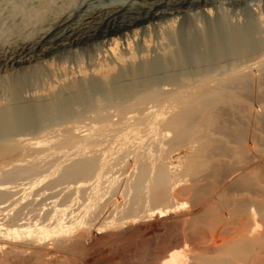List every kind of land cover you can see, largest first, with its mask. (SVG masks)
<instances>
[{
	"label": "bare ground",
	"instance_id": "1",
	"mask_svg": "<svg viewBox=\"0 0 264 264\" xmlns=\"http://www.w3.org/2000/svg\"><path fill=\"white\" fill-rule=\"evenodd\" d=\"M263 2L0 0V254L21 259L28 246L43 254L52 245L81 247L103 228L114 235V229L121 230L119 221L142 229L153 212L159 220L178 216L175 211L184 207L176 202L180 178L169 158L181 151L184 162L178 169L191 176L194 204L203 209L180 212L176 224L197 226L207 219L219 225L216 229L236 220L260 226L264 203L231 199L227 192L257 191L264 172H254L264 171V158L248 147L244 133L235 134V145L229 146L221 124L237 110L245 114L239 115L242 121L255 120L264 134V109L253 112L244 97L255 92L264 98ZM241 5L245 8L239 11ZM106 142L110 147L103 148ZM202 164L205 170L192 172ZM119 167L123 176L126 167L132 169L130 178L120 176L130 201L121 210L113 204L119 211H110L122 217L117 221L109 212L114 219L103 215L105 223L97 229L105 210L101 196L107 199L121 187L122 179L114 177ZM56 173V180H47ZM56 186H66L70 194L63 204L50 200L46 217L33 221L24 211L5 213L10 201L21 200L15 198L20 192L27 199ZM81 191L89 192L88 198L82 194L87 205L81 202L85 199L77 202ZM80 203L84 208L78 213L73 208ZM152 231L159 232V226ZM238 234L195 256L189 240L179 242L168 254L159 253L166 255L159 264H186L188 252L189 264H247L249 257L251 264H264L256 253L264 249V233Z\"/></svg>",
	"mask_w": 264,
	"mask_h": 264
},
{
	"label": "rangeland",
	"instance_id": "2",
	"mask_svg": "<svg viewBox=\"0 0 264 264\" xmlns=\"http://www.w3.org/2000/svg\"><path fill=\"white\" fill-rule=\"evenodd\" d=\"M257 3H259V2H257ZM264 4V2L263 3H261V5H263ZM240 8V9H239ZM244 8H245V6H243V5H241V6H239L238 7V9H239V11H241V10H244ZM237 9V8H236ZM238 11V10H237ZM245 95V94H244ZM245 101L246 102H248L249 103V105L251 106V108L253 109V112L255 111H260L261 109H264V98H263V95H261V94H257V93H248V94H246L245 96ZM260 100V101H259ZM242 114H244V113H242V112H238L237 110H235L234 111V114H229L230 116H225L224 117V119H223V124H221L222 126H223V128H224V130H223V135H222V138H224V141L229 145V146H234L235 144H234V142H235V138H234V136H235V134H240V133H244V134H246V144L248 145V147L257 155V156H259L260 158H264V134H263V129H262V127L260 126V125H258L257 123H256V121L255 120H253V119H251V120H249V122H244V121H242L240 118H239V115H242ZM224 115H226L225 113H224ZM245 115V114H244ZM254 122V123H253ZM248 137V138H247ZM253 138V139H252ZM105 145L108 147H110V144L108 145V142H106V144H104V146H103V148L105 147ZM112 146V145H111ZM133 148H134V146L133 145H131ZM107 147H105V148H107ZM114 147H115V145H114ZM112 148H113V146H112ZM116 148V147H115ZM114 152V151H113ZM178 153H181L182 154V151L181 152H173V155L172 154H170L171 156H170V158L169 159H172L171 161H173L174 162V166L175 167H177L176 168V173H178V178H180L179 180H180V184H179V189H177V193H176V202H179V204L180 205H184V207H178V209L175 211V213H177V212H182V214H180V215H183V214H186V213H191V212H194V211H199V210H201V208L202 207H200V206H195V204H194V201H193V193H192V190L191 189H193L192 187H190V186H194V185H192L193 183L191 182V176H186V175H184L183 173H182V169L180 170V169H178V168H181V165L183 164V162H184V159H181L182 157H184L183 156V154L181 155H179ZM114 154H115V152H114ZM114 156H116V155H114ZM182 156V157H181ZM129 157H131V156H129ZM172 157V158H171ZM179 157V158H178ZM181 157V158H180ZM194 157H196V156H194ZM178 160H177V159ZM129 158H127V160H128ZM127 160H126V163L127 164H129V167L131 168L132 167V163H131V161H129V163L127 162ZM129 160H131V158L129 159ZM226 161H230V160H226ZM172 162V163H173ZM181 162V163H180ZM189 162L190 163H194L193 162V160L191 159H189ZM195 162H200L199 160H197V161H195ZM201 163V162H200ZM199 163V164H200ZM180 164V165H179ZM126 166V165H125ZM128 166V165H127ZM200 165H198V167H199ZM204 166H205V164H202L201 165V169H198V167L197 168H193L192 169V172L193 173H197V170H198V173L199 172H201V171H203V170H205L206 169V167L204 168ZM129 167H126L125 169H124V171H126L125 173H124V176L123 175H121L122 174V171H121V169H120V167L119 168H116L117 170H118V172H117V170L116 169H114L115 171H114V173L116 174H114L115 176L114 177H118V178H120V176H123L125 179H128V178H130V177H128V176H130L131 174H129L130 173V171L129 170H131L132 171V169H128ZM123 169V168H122ZM264 169V168H263ZM129 171V173H128V171ZM178 170H180L181 171V173L183 174H180V171H178ZM52 171H53V169H52ZM52 171H49V173L48 174H46V175H51V172ZM55 171H53L52 173H54ZM262 172H264L263 170H261V167L259 168V169H257L255 172H254V175H257V174H260V173H262ZM121 173V174H120ZM119 174V175H118ZM127 174H129V175H127ZM180 174V175H179ZM58 174L56 173V175L54 174V176H50V180H49V178L47 179L48 181H50V182H53L52 181V179H57L58 177H56ZM127 176V177H126ZM186 176V177H185ZM123 177L122 178H120V179H118V181L119 180H121L120 182L122 183V184H120L121 185V187H120V189L118 188H116V189H114L113 190V192H112V196L109 194V192H107V194H109V196L110 197H108V195L106 194V196L104 197V194H105V192H104V194H103V197L104 198H106V197H108L107 199H102V194H100V196H101V200L103 201V202H101V205H102V203H103V206L101 207L102 208V210H103V208L105 209V210H103L104 212V214L103 213H101L100 214V216L101 217H99L98 218V220L100 221V222H98L97 220L95 221V225L97 224L96 222H98V224H97V229L98 228H101L102 226L100 225V223L101 224H104L105 222V220H103L106 216H107V214H108V216H107V218L111 221V219H114V218H111L112 217V215H111V217H110V213L109 212H111L112 210H113V212L114 211H117L118 210V207L119 206H121V207H119V209L121 210V208L122 209H124L123 208V204L125 203V200L126 199H129V197H130V194L128 195V192H127V194H126V192L125 191H123L124 189H123V187H125L126 186V180L125 179H123ZM182 177V178H181ZM55 179V180H56ZM54 180V181H55ZM123 180H125V181H123ZM123 181V182H122ZM181 181H182V183H181ZM191 182V183H190ZM123 184H125V185H123ZM203 185V184H206V182L204 181V182H201V183H199V185ZM118 186H120L119 184H117ZM122 185H123V187H122ZM58 189H56V188H54V189H52V192L49 190V192L47 193H45V192H42V196H40L39 195V192H38V194H36V195H38V197L37 196H34V193L32 194H30V196L29 197H31V195H32V199L30 198V199H28L27 197V199H25V197L22 195L23 193L22 192H20L17 196H15V198L16 199H19V198H21V200H18L19 202H15L17 205H14V202H9L8 204H11V203H13L12 205H8L9 207L6 209V211H5V213H10V215H14L13 213H17V212H20V211H24L23 213L24 214H28L29 215V217H31V218H37V217H41V215L42 216H44L43 214H45V217H46V213H49L47 210H50L49 209V207L51 206H48L49 204H51L53 201L54 202H58L59 204H63V203H61V202H63L64 201V199H65V196H66V193H68V194H70V192H68V189L64 192V190L66 189L65 187L66 186H64V190L62 189V187H59V186H56ZM189 187V188H188ZM41 188V187H40ZM191 188V189H190ZM39 189V188H38ZM38 189H36V190H34V192L35 193H37V190ZM122 189V190H121ZM188 190L187 192L186 191H184V190ZM232 188H229L228 189V191L229 192H227V194L229 195V196H231L232 198L231 199H236V200H240V201H242V199L244 200L245 198H250V199H254L255 201H256V203H264V179L262 180V182H261V184H260V186L257 188V191H252V192H245V191H237V192H235L234 190H231ZM116 190V191H115ZM119 192H118V191ZM126 190V189H125ZM39 191V190H38ZM64 192V194H63V192ZM104 191H109V190H105L104 189ZM191 191V192H190ZM225 191H227V190H225ZM232 191V192H231ZM30 192V191H29ZM29 192H27V193H29ZM125 192V193H124ZM22 193V194H21ZM62 193V194H61ZM88 193L89 192H87L86 194H84L83 193V191H81V193H79V194H84V197L85 198H88L89 196H87L88 195ZM122 193L124 194V197H123V195H122ZM185 195H184V194ZM226 193V192H225ZM43 194L45 195V196H43ZM47 194V195H46ZM125 194L126 195H128V198H127V196L125 197ZM192 194V195H191ZM21 195L24 197V199L22 200V198L23 197H21ZM115 195V196H114ZM178 195V196H177ZM33 196L35 197V200L33 199ZM47 196V197H46ZM120 196V197H119ZM37 197V198H36ZM51 197V199H49ZM67 197H68V195H67ZM78 197H81L80 195H78ZM82 197H83V195H82ZM78 198L77 199V202H78V200H84L85 198L83 197V198ZM116 197V198H115ZM123 197V198H122ZM190 197H191V199H190ZM15 198H14V200L13 201H15ZM110 198H111V200L113 201H111L110 200ZM124 199V200H123ZM52 202H51V201ZM86 200V199H85ZM81 201V202H86V205L88 204V199L86 200V201ZM100 200V199H99ZM100 200V201H101ZM108 200H110L109 202L111 203H108L107 202V204L108 205H111V206H106L105 207V205H104V202L106 203V201H108ZM181 200V201H180ZM187 200V201H186ZM17 201V200H16ZM46 201V202H45ZM100 201H98V203L100 202ZM128 201H130V199L129 200H127V203H129ZM188 201H189V203H188ZM65 202H67V198H66V201H64V203ZM77 202H76V204H77ZM80 202V201H79ZM192 202V203H191ZM30 203H33V204H31L32 206H28V207H30V208H28L27 207V205L29 204L30 205ZM57 203V204H58ZM82 203V204H83ZM127 203H125V204H127ZM58 204V205H59ZM75 204V203H74ZM82 204L80 203V204H78L80 207H82V208H80V207H78L77 205H75L74 206V208L73 209H75L76 207H77V210L78 209H80L79 210V212L78 213H80L82 210L81 209H83L84 207L82 206ZM85 204V203H84ZM83 204V205H84ZM100 204V203H99ZM106 204V205H107ZM116 205V206H118V204H119V206L116 208L117 210H115V208H113V206L114 205ZM125 204H124V206H125ZM14 205V206H13ZM85 205V206H86ZM100 205V206H101ZM128 205V204H127ZM194 205V206H193ZM26 207V208H25ZM20 208V209H19ZM113 208V209H112ZM191 208V209H190ZM193 208V209H192ZM198 208V209H197ZM200 208V209H199ZM230 208H232V207H230ZM17 209V210H16ZM106 209H108V210H106ZM110 209H111V211H110ZM189 209V210H188ZM203 209V208H202ZM45 212H44V211ZM187 210L188 211H191V212H187ZM107 213H106V212ZM119 211V210H118ZM186 211V212H185ZM28 212V213H27ZM76 212V213H77ZM113 212H111V214H116V213H113ZM119 212H117V214L115 215L117 218H115V220H119V216H121V214L119 213ZM179 213H177L178 214V216H180L179 215ZM154 214V215H153ZM155 214H156V212H153V213H151V216H150V213H149V215H148V213H147V215H148V217L150 216V218H147V216L146 215H141L142 217H143V219L145 218V216H146V218L145 219H147V220H145V221H147V222H144L143 220H142V222H144V225H142L143 227H142V229H137V227H135V228H133V229H130L129 227H127V222H123V221H125V220H123L122 222L121 221H119L120 223H122V225L120 224V226L121 227H119L118 226V228H121V230L120 229H117L118 231H116L115 229H114V235L116 234V238L114 237V235H113V231H111L110 229L111 228H107L108 229V232H107V230H105V232H107L106 234H104L103 232V229H102V231L100 232V233H102V235H100V236H93V237H91V238H86L88 241H86V242H82L81 243V247H80V244H79V246H78V244L76 245V247H75V245L74 246H72V247H69V248H66V249H60L58 246H53L52 244H51V242H49L48 241V243L46 242V244H45V246L47 245V248H48V244L49 245H52V246H49L50 248H51V250H49L50 252L48 253V252H45L44 254L42 253V250H40L41 251V253H40V251H36L35 252V250L33 249V248H30L29 246H28V248L31 250H29L28 249V251L29 252H31V253H29L28 255H27V253H28V251H26V253L25 252H23L22 254H24V255H20V256H23L22 258H24V259H29L28 261H26V262H23L24 261V259H20V257H18L17 256V258L14 256V255H11V256H13V257H10V255H7V257L5 256V253H2V254H0V264H21L22 262V264H159V262L160 261H163L165 258H166V253L168 254L171 250H172V248H174V247H176V245L178 246V244H179V246L180 245H182L183 244V242H185L186 243V240L188 241V244L189 243H191V244H193V248L192 247H190L191 245L189 244V247L191 248V250H190V252H193V251H195V252H193L194 254H192L193 256H195L197 253L198 254H201V253H204V252H202L203 251V249H204V247H206V249H207V247L209 248H212L213 246H215V244L217 243V242H219V240L221 241V240H223L224 238H225V240L226 241H229V239H230V241L231 240H233L232 238H236L237 237V234L238 235H240V231H246V230H250V229H254L255 230V232L259 235V234H263L264 233V220H261L260 218L258 219V221H259V224H260V226H258V227H254V223L252 224H248V226H247V224L245 225V224H240V222L238 223L237 222V220H236V222L234 221V222H230V225H227V226H225V227H223L224 225H220V229H216V228H218V226L217 227H213V226H215V225H213V223H210V220H208L209 221V223L207 224V219L205 220V219H203L200 223H199V225H197L196 226V224L195 223H188V224H185L184 225V223H183V221H180V222H178L177 221V224H176V221H174L173 219H175V220H177V218H178V216L176 217L175 215H172V219H169L168 220V217L166 218V220L164 219V220H159L158 218L159 217H155ZM16 215V214H15ZM27 215V216H28ZM76 215V214H75ZM78 215V214H77ZM105 217H104V216ZM119 215V216H118ZM152 215H153V217H155V219L152 217ZM9 216V215H8ZM7 216V217H8ZM12 216H10V217H12ZM45 217H44V219H45ZM114 217V216H113ZM122 217V216H121ZM240 217V219H243V220H246V217L244 216H239ZM30 218V219H31ZM34 218L33 219H31V220H33V221H36V220H34ZM101 218V219H100ZM106 218V219H107ZM170 218V217H169ZM121 219V218H120ZM156 219H157V221H156ZM37 220H39V218H37ZM40 220L42 221V218H40ZM103 220V221H102ZM150 220V221H149ZM173 220V221H172ZM102 221V222H101ZM109 221V222H110ZM159 221H161L160 223H158ZM204 221V222H203ZM104 222V223H103ZM128 222H130V221H128ZM205 222H206V224H205ZM107 223H108V221H107ZM123 223H125L126 225H124ZM146 224V225H145ZM124 225V227H122ZM128 225H129V223H128ZM155 225H158L159 226V232H154L153 233V231H152V227L153 226H155ZM207 225V226H206ZM208 225H210V226H208ZM101 226V227H100ZM125 226H126V228H125ZM152 226V227H151ZM196 226V227H195ZM206 226V227H205ZM237 226V227H236ZM150 227V228H149ZM227 227V228H226ZM249 227V228H248ZM116 228V227H115ZM143 228H145L144 230H143ZM209 228V229H208ZM222 228H224L223 230H221ZM106 229V228H105ZM215 229V230H214ZM226 229H228V230H226ZM109 230L111 231V232H109ZM126 230V231H125ZM138 230H141V231H138ZM204 230V231H203ZM217 230H221L220 232L219 231H217ZM225 230L227 231V232H225ZM119 231H120V233H119ZM143 231V232H142ZM165 231V232H164ZM201 231V232H200ZM214 231V232H213ZM215 231H217V232H215ZM74 232H76V231H74ZM123 232V233H122ZM126 232H128L127 234H126ZM130 232H132V233H130ZM219 232V233H218ZM223 232H224V234H223ZM77 234H78V231L76 232ZM76 233H74V235H76ZM110 233V234H109ZM120 235H119V234ZM185 233V234H184ZM211 233V234H210ZM222 233V234H221ZM112 234V236H110ZM126 234V235H125ZM219 234V235H218ZM106 237H105V236ZM118 236H119V238H118ZM205 236V237H204ZM100 237V238H99ZM109 237H111V240L109 239ZM112 237H114L113 239H112ZM96 238V239H95ZM206 238V239H205ZM215 239V240H212V239ZM227 238V239H226ZM89 239H92V240H89ZM98 239H100V240H98ZM119 239V240H118ZM184 239V240H183ZM97 241V242H94V241ZM112 240H113V242H112ZM118 240V241H117ZM178 240H180V241H178ZM107 241V242H106ZM110 241V242H109ZM115 241V242H114ZM183 241V242H182ZM211 241H215V243H213V242H211ZM103 244H102V243ZM109 242V243H108ZM179 242H181V243H179ZM106 243V244H105ZM174 243H176V244H174ZM97 244V245H96ZM172 244V245H171ZM137 245V246H136ZM174 245V246H173ZM84 246V247H83ZM168 246V247H167ZM171 248H170V247ZM178 246V247H179ZM198 246V247H197ZM212 246V247H211ZM178 247L176 248V249H178ZM200 247V248H199ZM57 248H59V249H57ZM72 248V249H71ZM81 248H82V250H81ZM167 248V249H166ZM195 248V249H194ZM203 248V249H202ZM27 249V248H26ZM194 249V250H193ZM213 249V248H212ZM53 250V251H52ZM67 250V251H66ZM73 250H75V252L73 251ZM168 250V251H167ZM200 250H201V253H200ZM205 250V249H204ZM52 251V252H51ZM71 251V252H70ZM101 251V252H100ZM165 251H167L166 253H165ZM34 252V253H33ZM37 252H39V253H37ZM44 252V251H43ZM165 253V254H163V255H159V253ZM35 253H37L36 255H35ZM256 253H258L259 254V256L260 257H264V249H260V252H259V250H258V252H256ZM85 254V255H84ZM191 254H189V252H188V254H187V257H188V255L191 257ZM1 255H3L4 256V259H3V256H1ZM165 255V256H164ZM38 258H37V257ZM192 256V257H193ZM163 257H165V258H163ZM190 257H188V259L187 260H189V261H187V263L186 264H189L188 262H191V261H193L192 259L190 260ZM191 257V258H192ZM9 258H12V259H9ZM16 258V259H15ZM18 258L20 259L19 260V262H18ZM30 258L33 260V261H31L30 260ZM41 258V259H40ZM63 258V259H62ZM250 258L251 257H249L248 258V260L247 261H249V263H247V264H251V261H250ZM11 260V261H10ZM75 260V261H74ZM14 261V262H13ZM22 261V262H21ZM77 262V263H76ZM193 264H194V262H192ZM241 264V263H240Z\"/></svg>",
	"mask_w": 264,
	"mask_h": 264
}]
</instances>
